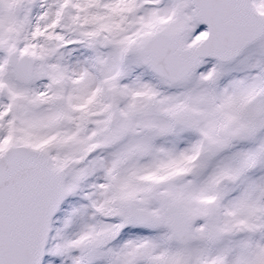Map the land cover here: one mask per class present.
Listing matches in <instances>:
<instances>
[{
	"label": "snow or ice",
	"instance_id": "snow-or-ice-1",
	"mask_svg": "<svg viewBox=\"0 0 264 264\" xmlns=\"http://www.w3.org/2000/svg\"><path fill=\"white\" fill-rule=\"evenodd\" d=\"M0 264H264V0H0Z\"/></svg>",
	"mask_w": 264,
	"mask_h": 264
}]
</instances>
